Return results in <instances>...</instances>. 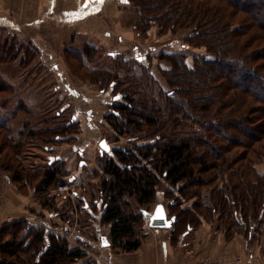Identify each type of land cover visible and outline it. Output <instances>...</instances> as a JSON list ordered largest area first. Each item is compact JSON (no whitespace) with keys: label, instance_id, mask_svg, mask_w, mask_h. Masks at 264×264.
I'll list each match as a JSON object with an SVG mask.
<instances>
[{"label":"trees","instance_id":"trees-1","mask_svg":"<svg viewBox=\"0 0 264 264\" xmlns=\"http://www.w3.org/2000/svg\"><path fill=\"white\" fill-rule=\"evenodd\" d=\"M131 1L137 9L150 14L138 11L134 23L138 32L144 34L153 24L159 29L158 35L188 29L190 34L184 46L197 41L195 45L205 48V52L193 59L191 69L184 63L179 71L178 59L176 63L174 58L171 60L172 66L167 73L171 87L164 96V116L159 113L164 110L154 106V101L147 106L146 101L138 100L149 111H134L131 106L136 91L132 88L131 94V89L121 90L126 102L112 106V111L105 115L109 127L121 134L145 129L148 137L154 136V142L141 145L134 142L130 149L98 154L100 168L111 175L112 180L101 179L95 186L84 185L90 198L76 195L74 207L84 215L76 222L85 226L86 221L97 219L100 225L108 227L111 250L116 253L134 251L143 237L142 211L154 203L156 193L161 191L170 200L166 205L169 217L175 218L173 235L196 227L199 217L210 222L216 215L226 238L240 234L251 244L258 235L264 234V172L260 173L256 167L264 157V0H150L153 7L147 5L148 0ZM156 8L159 13H152ZM238 12L248 13L250 20L235 24L233 17ZM14 40L11 36L0 42V62L12 61L23 49H30L36 55L30 43L19 49ZM166 56L176 57V54ZM90 75V80L100 82L101 90L108 86L116 91L121 88L119 84L122 83L116 81L114 75L104 76L97 72ZM196 84H203L202 90L206 93L201 94ZM191 118L196 120L197 131H189ZM69 121L50 128H27L15 135L21 140L25 136L29 141L40 139L48 144L72 141L79 129L75 121L67 125ZM50 132L54 135H48ZM17 136L12 141L9 136L0 137V155L4 153L0 166L10 172L20 190L32 186L34 198L60 216L58 200L62 201L64 209L68 208L69 200L59 199L49 190L65 176L63 161L49 163L48 160L41 172H31L18 159ZM194 141L204 148L203 152L197 150ZM234 149L242 151L226 159ZM226 173L230 180L226 177L224 182ZM203 175L209 177H201ZM213 178L223 180V188L206 196L210 202L198 204L195 201L191 207L179 203V198L188 200L199 195L192 188H204L214 181ZM161 184H165V188ZM62 214L65 216V212ZM20 225H23L25 238H29L25 246L22 238L9 233V229ZM34 228L20 221L0 230V264H80L84 252L68 248L66 241L45 228ZM262 243L264 253V239ZM23 255L27 259L22 258Z\"/></svg>","mask_w":264,"mask_h":264},{"label":"rangeland","instance_id":"rangeland-1","mask_svg":"<svg viewBox=\"0 0 264 264\" xmlns=\"http://www.w3.org/2000/svg\"><path fill=\"white\" fill-rule=\"evenodd\" d=\"M35 0H28L27 4L23 1V6H20L19 0H14L13 2V8H14V18L19 20L21 23L27 22L29 20L28 17H24L21 15V11L27 10V9H34L36 6ZM60 2L56 6V10H63L64 8L70 6L68 4V1L66 0H59ZM66 3V4H65ZM112 3V4H111ZM147 5L149 7H153L154 4H152V1L148 0ZM146 5V6H147ZM110 6V7H109ZM24 7V10H21V8ZM32 7V9H31ZM109 7V8H108ZM108 8V9H107ZM110 12L109 14V22L104 25L103 31H109L112 30L111 22H114L116 24V31L117 33H112L113 36H111L109 39L107 37V40L109 42V47H103L99 46L97 44L91 43L90 45H85L84 48L78 49V47L81 45H77L76 48L72 46L69 42H64L61 44V46L54 43V40L49 36V32L52 30L50 27L47 29L46 35H42V37H46L44 39V42L42 41V38L40 39L41 44L49 43V45L54 44L53 47H59V55L61 58V61L63 62L65 68H66V75L69 79H71L73 82L71 83V87H73V90L78 93H84L88 95L87 97L90 99L91 97H94L95 101L94 103L88 102V100H84L82 103V107L86 110L85 113L93 109L92 113L90 114L92 117V122L88 119L87 121L84 120V117L82 115L81 107L77 105L75 107L76 113L72 114L75 115L76 118H78V121H80L81 128L85 131V127L88 128V134L90 138L97 139L100 138L104 139L109 145L110 149H130V147L134 146V142H137L139 145L141 144H147L154 142V136L148 137L147 134H145V129L141 132H127L124 131L125 134H121L113 130L112 127H109V123L106 122L104 119L105 115L110 113L112 110V106L123 104L126 102L124 96L121 93V90H130L131 94L133 93L132 88L136 91V94H133L134 102L132 103L131 108H133L134 111H137L139 113H148L149 109H144V106L138 103V100L146 101L148 104L147 106H150L152 102H155L154 106H159L164 111H159L160 114L165 113V92L170 89V85L167 82V73L168 69L171 68V60L174 58V62L176 63L178 59V65L177 69L181 71V66L183 67L184 63L185 66H187L189 69L193 68V59L200 55L201 53L205 52V48L202 46L199 47L198 45H195L197 41L194 43V45H188L187 47L184 46L186 43V37L188 34H190V30L188 29H178L175 32H168L165 35H158V27L156 25H152L151 28L148 29L144 34L140 33V36L137 34V30L134 28L131 30H126L124 27L129 28L134 26L132 16L139 10L143 14L150 15L147 10L137 9L132 1L130 0V3L128 6L122 5V2L120 1H111L108 0L106 4L104 5L103 11ZM136 11L135 13L133 11ZM163 11V10H161ZM34 12V11H33ZM115 12V13H114ZM159 13L157 8L155 10H152V13ZM237 15L233 18L234 23L237 24L241 22L242 20H246L249 18L248 13L238 12ZM31 18V16H30ZM131 19V20H130ZM250 20V19H248ZM62 21H59V23H55L54 26H56V29L61 28ZM42 34L43 30H38V33L40 32ZM95 31V30H93ZM102 31V33H103ZM123 31V32H122ZM130 32V33H127ZM96 32V31H95ZM134 32V34L132 33ZM123 33V34H122ZM122 36L123 43H117L113 39L117 36ZM4 32L0 31V42H3L4 39ZM101 37L104 41H106V38L103 37L101 34ZM11 38V37H10ZM15 42L17 47L19 48L23 45H27L30 43L28 38L26 36H14ZM86 38L83 39V42H86ZM10 42V39H9ZM36 44V43H35ZM15 45V46H16ZM187 45V44H185ZM261 47L260 45H258ZM32 48L35 51H39L35 47V45L32 44ZM22 49V47H21ZM114 49V50H111ZM109 50V51H108ZM33 52V51H32ZM31 50H20L16 54V57L12 60V77H13V99H14V105L20 109L23 107V110L27 111V115L30 116L29 120L27 121L28 124L35 123V125H39V127L43 126L45 128L47 127H54L55 125H62L63 122L67 119H70V114L73 111V106L71 104L70 107H65L67 110L63 112L60 116H57L56 113L60 110L58 108L63 107V103L68 102L69 98L66 94V96L63 94L62 101H59V103H55V96L57 94L63 93L62 85H58L55 83V76L54 73L44 67V62L42 63L40 61V56L38 53H32ZM16 53V52H15ZM176 54V57L166 56L169 54ZM32 54V55H31ZM183 55L180 58L177 56ZM164 57V59H163ZM177 58V59H176ZM122 59V61H121ZM9 62V61H5ZM24 62V65H23ZM186 67V68H187ZM97 72L100 73V75H114V79L116 81H120L119 84L121 85V88L117 91L112 89V86H108V88L104 91H100V82L98 83L95 81L93 82L88 78V76H91L90 73ZM104 73V74H103ZM26 78V83L22 82V79ZM28 79V80H27ZM134 84V85H133ZM146 84L148 88L146 87ZM54 85H56V88L58 91L54 92ZM140 86V89L137 87ZM198 91L201 90V94L206 93L203 89V84H196ZM136 88V89H135ZM101 92H104L101 93ZM208 93V92H207ZM73 94V93H71ZM119 96V101L114 102L112 100L113 96ZM102 96L107 99L102 100ZM21 97H26V103L21 101ZM61 97V95L59 96ZM65 97L68 99L66 100ZM84 95H80L79 98H84ZM28 99V100H27ZM109 99V100H108ZM248 101V99H247ZM61 103V104H60ZM21 104V105H20ZM258 106V104H256ZM232 109V107H230ZM107 112L105 115H103ZM80 115H82L80 117ZM138 115V114H137ZM136 115V118L138 117ZM87 118V117H86ZM105 120V121H104ZM79 123V122H78ZM93 126V127H92ZM196 120L194 118H191L188 120V127L189 131L191 129L196 130ZM92 128H96L97 135L93 133ZM3 128V127H2ZM145 128V127H144ZM10 133V130L7 131ZM15 130H13L12 135H15ZM54 133V132H53ZM52 132L48 133V135H54ZM190 133V132H189ZM233 134H235L232 131ZM46 134V133H45ZM200 135L199 133H197ZM44 135V134H43ZM65 135V133H64ZM77 136L79 135L76 134ZM258 135V133H256ZM5 136V133L0 130V137L2 138ZM8 136V134H6ZM89 136H87L86 131L83 135L84 138L90 140ZM18 137V136H17ZM82 137V136H80ZM140 137V138H139ZM196 137V134L193 136V138ZM242 139L248 140L246 136H241ZM0 138V140H1ZM4 138V137H3ZM14 139V137H13ZM138 139V140H137ZM3 140V139H2ZM134 140V141H133ZM136 140V141H135ZM12 141V138H11ZM16 141H19V149L17 148V156L18 159L24 164V166L30 170L31 172H41L43 165L46 163V157L45 154H38V150L33 147H38L39 149L42 148V146L49 147L50 145L58 146L57 148L60 149V155H58V158H60V162L62 159L63 169L65 171V179H68V176L75 174V172H79L78 176H74L76 180H78V185H76L75 180L73 181L74 187L72 190L76 193V195H83L86 199H88L87 196H89L88 191L84 190V185H93L99 183L101 179H105L109 177V175L106 172H103V170L99 166L98 161V155L97 153H94V151L89 150L86 152L84 159H86L87 165H85V169L83 170L79 166V161L81 158L77 157L76 154H71V147L73 146V141H56L52 144H48V142L42 143V140H34L29 141L26 139L25 136L18 137ZM15 141V142H16ZM157 141V140H156ZM14 142V143H15ZM94 142V141H93ZM77 141L74 143L76 144ZM86 143V142H85ZM194 144L197 146V150L199 152H203L204 148L199 147L201 146L199 142L194 141ZM35 145V146H32ZM39 145V146H37ZM37 148V149H38ZM95 148V147H94ZM208 148L206 147V150ZM5 151V150H4ZM241 152L242 150H236L234 149L231 153L227 154L225 157L226 159H230L231 157H235V152ZM15 153V151H14ZM4 154V153H3ZM0 155V158L1 156ZM110 154V153H108ZM39 155V156H37ZM33 156V157H32ZM83 156V155H82ZM22 158V160H21ZM82 160V159H81ZM1 161V160H0ZM65 162V163H64ZM32 165L33 167H30ZM80 167V168H79ZM258 171L264 172V157H261V161L257 163L256 165ZM198 167H196L197 170ZM229 173V172H228ZM228 173H226L223 176L224 182L225 178L230 180V178L227 176ZM210 175V174H208ZM206 175H203L201 177H205ZM209 176H206L208 178ZM212 178V176H210ZM214 181L210 183L209 185L203 187H196L192 188V190H196L199 192V195L189 198L188 200H181L180 198L179 203L185 206H190L196 201L198 204L204 203V201L210 202L207 197L210 196V194L215 193L218 188H223V180L221 179H215ZM110 181L112 180L109 179ZM35 183V181L33 182ZM235 183V182H234ZM72 186V185H71ZM162 188H165V184L160 185ZM222 186V187H221ZM32 187V186H31ZM31 187H26L24 189H21L22 192H27ZM55 188L49 190L50 193H52L55 196H58L54 191ZM222 191V190H221ZM76 195L74 196L71 194V199H68V203H66L67 209H64V205H62V201L60 202L58 200V211L61 210L60 216L53 221V220H44L45 222L49 221L50 227L54 229V226L56 227V231L58 233V238L63 239L66 241L68 248H76L81 250L85 253L84 258L79 261L80 264H101V250L99 249V243L95 241L96 233L94 232V220L86 221L85 226L79 225L76 221L81 216L80 212L75 209L76 205ZM205 195V196H203ZM203 197V199H202ZM59 199H62L60 196H58ZM98 199V198H97ZM88 201V200H87ZM56 206V199L54 200L53 207ZM47 211L52 212L50 208H46ZM45 212V211H44ZM65 212V216L62 214ZM62 214V216H61ZM32 215L36 216L35 222L33 221L32 224H34V229H41L44 228L43 225L38 226L36 224V221L39 219H43L44 214L42 213H36V211H33ZM40 217V218H39ZM39 218V219H37ZM86 220H89V218H86ZM211 223H213L215 226H217L219 229L222 230L221 221L217 218L216 215H214L211 220ZM49 226V225H47ZM67 227V229H65ZM216 227V228H217ZM23 225L12 227L9 229V233H14L16 238H22L24 241L23 246L28 242L29 238H25V232L23 231ZM46 229V228H45ZM47 230V229H46ZM48 231V230H47ZM32 232V229L29 233ZM241 236L240 234H237ZM76 236H81L84 238V241L80 239H76ZM262 236V237H261ZM258 235L257 239L253 240L252 242H256L258 246H260V249L263 251V243L262 239H264V234ZM10 237V236H9ZM242 237V236H241ZM251 242V243H252ZM24 259H27L26 255L21 256Z\"/></svg>","mask_w":264,"mask_h":264},{"label":"crops","instance_id":"crops-1","mask_svg":"<svg viewBox=\"0 0 264 264\" xmlns=\"http://www.w3.org/2000/svg\"><path fill=\"white\" fill-rule=\"evenodd\" d=\"M23 1L26 4L28 3V0H19L20 6H23ZM67 1L70 6L63 10H56V6L60 2L59 0H35L36 6L34 9H32V7V10H24V7L21 8V10H24L21 11V15L29 18L27 22L21 23L14 18V0H0V31L4 32V38L11 36H26L29 39L30 45L32 46L33 44L39 49L36 53L40 56V61L42 63L44 62V67L50 69L52 72H58V74L54 76L58 85L64 84V86L62 85L64 87L63 94L65 96L67 94L69 98L65 97L66 100H69L66 102L68 106L72 104V108L75 110V107L79 105L81 111H83L86 110L82 107L83 101L88 100V102L94 103V97L89 99L87 97L88 95L84 94L85 99H83L71 94L73 90L71 83L73 81L67 77L66 68L61 59H59L61 58L58 52L59 47H53L54 44L49 45V43L41 44L39 41L42 38L44 42L46 37H42V35L48 34L47 29L50 27L52 30L49 32V36L54 40V43L59 46L64 42H69L72 46L75 45L74 48L81 44L78 49L82 50L86 44L90 45L94 43L106 48L110 46L107 37L109 39L113 36L112 33H117L116 24L111 22L113 26L111 32L103 31L104 25L110 20V12L106 10L103 11L104 5L108 0H99V2H94V0H66L65 2ZM111 1H120L122 5H129L126 0ZM133 12L135 13L136 11L134 10ZM137 15L136 12L132 16L133 23L137 20ZM59 21H62L61 24L64 25L56 29L54 24L56 22L59 23ZM124 28L126 30L133 29L134 31V26L132 28H129V26ZM40 29L43 30L44 34L40 31V33H38ZM127 33L130 32L127 31ZM132 33L134 34V32ZM101 34L106 38V41L102 39ZM137 34L140 36L139 32H137ZM119 35L113 40L117 43H123L121 39L122 36ZM84 38H86L87 41L82 43ZM53 64L57 69L54 68ZM11 69L12 61L0 62V130L5 133V137L6 134H8L9 140L14 137V135H12L13 130L17 133L27 128H34L35 130L43 128V126L39 127V125H35V123L28 124L27 121L30 116L27 115V111L23 110V107L18 109L14 105ZM25 79L26 78L23 77V83L27 82ZM21 101L25 102L26 97H21ZM90 112H88L87 115V112L85 113V111H83L82 115L84 120L87 121L89 119L92 122L93 119ZM82 115H80V117ZM9 130L10 133H7ZM79 131L82 137L85 131L87 136H89L87 127H85V131L82 128H80ZM90 140L92 141L90 142L92 144V151L100 154L98 151L96 152V150H94L92 138H90ZM57 147L50 145L47 150L44 147L40 149L38 147L33 148L38 150L40 156L45 154L46 161L49 160V163H52L54 160L60 159L58 155H60L61 151ZM70 149H72V147ZM81 161L79 166L84 170L86 167L85 165H87L86 159ZM30 167L33 166L30 165ZM79 172L80 171L75 172L76 176L79 175ZM74 176V174L70 175L72 178ZM76 178L75 182L76 185H78L79 183ZM74 195H76V193H74ZM80 197H83V195L81 194ZM87 197L90 198V196ZM169 201L168 198L164 197L163 192L158 191L154 203L145 206L144 209H149L152 213L157 204H162L169 217L166 208ZM87 202L88 201H86V203ZM182 208L185 207L182 206ZM33 211L44 214L43 219H39L40 217L37 218L39 220L36 221V224L50 225L49 221L45 222L44 220L48 219L55 221L58 218V214L53 208L51 210L52 212L47 211L46 208L41 205L40 201L34 198L31 189L27 192H22L17 184L13 182L10 172L0 166V230L3 227L20 221H26L29 225H34L32 223L33 221L35 222L36 216L32 215ZM199 219L200 222L196 227L187 228L175 235H173L172 231L173 225L169 229H156L144 226L142 223L141 232L143 233V237L140 246L131 252L117 253L111 250L110 245H107L108 227L100 225L99 221L96 219L93 224L95 228L94 232L96 233L95 241L99 243V249L102 253L100 258L101 264H196L199 260L205 258L216 260L234 255H241L245 264H264V253L256 242L247 244L246 241L237 234L231 238H226L224 232L218 230L216 228L217 226L213 223L205 221L200 217ZM78 239L84 241V238L81 236H79Z\"/></svg>","mask_w":264,"mask_h":264},{"label":"flooded vegetation","instance_id":"flooded-vegetation-1","mask_svg":"<svg viewBox=\"0 0 264 264\" xmlns=\"http://www.w3.org/2000/svg\"><path fill=\"white\" fill-rule=\"evenodd\" d=\"M53 66H54V68L55 69H57L56 67H55V65L53 64ZM54 73V75L56 76L57 74H58V72L56 73V72H53ZM56 73V74H55ZM59 75H60V73H59ZM55 83L56 84H58L57 82H56V79H55ZM63 86H64V84H62ZM62 86V88L64 89V87ZM59 90V89H58ZM57 90V88H56V85H54V92H56V91H58ZM100 91H101V89H99ZM102 91H104L105 92V90H102ZM104 92H101V93H103L104 94ZM72 93L75 95V96H77V97H79L81 94L82 95H84V93H78V92H76V91H74V90H72ZM61 95V97H59ZM62 96H63V93H60V94H57L56 96H55V103H59V101H62V99H64V98H62ZM120 96V95H119ZM119 96L117 95H115V96H113V98H112V100L114 101V102H116V101H119ZM116 97V98H115ZM95 99V98H94ZM93 99V100H94ZM105 99H107L106 98V96L105 97H103L102 96V100H105ZM109 100V99H108ZM95 101V100H94ZM61 104V103H60ZM71 105V104H70ZM65 107H70V106H68V103H63V107H59L58 108V112L56 113V115L57 116H60L63 112H65L67 109L65 108ZM113 109V108H112ZM91 111V112H90ZM89 112L90 113H92V111H93V109L91 108V110H90ZM112 111V110H111ZM110 111V112H111ZM94 112V111H93ZM74 113H76V110H74L73 109V111H72V113L70 114V121L67 123V125H69V124H72L74 121L75 122H77V125H78V129H80L81 128V124H79L78 122V119L76 118V116L75 115H72V114H74ZM107 112L105 111V113L103 114V115H105ZM105 119V118H104ZM105 121V120H104ZM56 126V125H55ZM50 128V127H49ZM92 129V128H91ZM92 131H93V133H94V135L96 134L97 135V130H96V128H93L92 129ZM78 134V133H77ZM81 133H80V131H79V135L77 136L76 134H75V136H73V137H75V139H73L72 141H73V146H72V149H71V154H76L77 155V157H79V158H81L82 160L84 159V157H82V155L84 156L85 154H86V152L88 151V149L89 150H92V144L90 143V142H92L91 140H88V139H86V138H84V137H80L81 135H80ZM70 136H71V134H70ZM77 141V143L76 144H74L75 142ZM93 143H94V145H93V148H94V150H96V152L98 151L99 153H100V149H99V147H98V143H99V141H100V138H95V139H93ZM86 142V143H85ZM107 143V142H106ZM108 144V143H107ZM108 146H109V148H110V145L108 144ZM43 147L47 150L48 149V147H46V146H44L43 145ZM42 147V148H43ZM111 150L112 149H109V151H107L106 153L108 154V153H110L111 152ZM105 151H102V153H100V154H103ZM98 155V154H97ZM81 159H80V162H79V164L82 162L81 161ZM62 160H65V159H62ZM111 176V175H110ZM112 177V176H111ZM65 178V177H64ZM106 179V178H105ZM68 180L69 181H74L75 180V177H70V176H68Z\"/></svg>","mask_w":264,"mask_h":264},{"label":"built area","instance_id":"built-area-1","mask_svg":"<svg viewBox=\"0 0 264 264\" xmlns=\"http://www.w3.org/2000/svg\"><path fill=\"white\" fill-rule=\"evenodd\" d=\"M111 178L112 177L109 175V177L106 179L109 180ZM73 187H74L73 181H69L68 179L63 178L56 182L54 191H56L55 193L58 196H60L63 200H66L67 198L71 199V194L74 195L75 193L74 190H72ZM143 211H146L148 214H151V210L149 209H143ZM142 217H143V225L148 226V218L144 217L143 215ZM38 226H41V224H38ZM43 227L46 228L49 232H51L55 236H58V233L55 232L57 226H54V229H53L52 227H50V225L47 226L46 224H44ZM65 229H67V227H65ZM78 237L79 236H76V239H78ZM196 264H245V262L241 255H234L231 257H224V258L216 259V260L205 258V259L199 260Z\"/></svg>","mask_w":264,"mask_h":264},{"label":"water","instance_id":"water-1","mask_svg":"<svg viewBox=\"0 0 264 264\" xmlns=\"http://www.w3.org/2000/svg\"><path fill=\"white\" fill-rule=\"evenodd\" d=\"M124 1V0H122ZM116 98V97H115ZM103 145V147H102ZM98 147L100 149V153H102V151H109V146L106 143V141L104 139H101L98 143ZM162 209V215H163V219H153V217L156 215V210L157 208ZM142 215L144 217L148 218V226L151 228H156V229H169L172 226V223L174 222L175 218L174 217H168V215L165 212V208L162 204H157L152 213L148 214L146 211H142ZM108 245V243H107Z\"/></svg>","mask_w":264,"mask_h":264},{"label":"snow or ice","instance_id":"snow-or-ice-1","mask_svg":"<svg viewBox=\"0 0 264 264\" xmlns=\"http://www.w3.org/2000/svg\"><path fill=\"white\" fill-rule=\"evenodd\" d=\"M94 2H99V0H94ZM103 147V145H102ZM163 215H162V209H160L159 207L156 210V215L153 217V219H163Z\"/></svg>","mask_w":264,"mask_h":264}]
</instances>
